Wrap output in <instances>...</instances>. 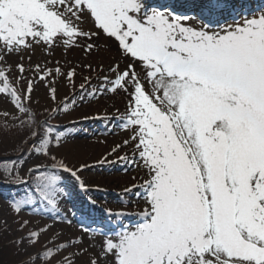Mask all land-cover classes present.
<instances>
[{
	"label": "rangeland",
	"instance_id": "obj_1",
	"mask_svg": "<svg viewBox=\"0 0 264 264\" xmlns=\"http://www.w3.org/2000/svg\"><path fill=\"white\" fill-rule=\"evenodd\" d=\"M216 1L0 0L1 130L48 126L0 167L56 186L0 192L11 260L264 264V0Z\"/></svg>",
	"mask_w": 264,
	"mask_h": 264
},
{
	"label": "trees",
	"instance_id": "obj_2",
	"mask_svg": "<svg viewBox=\"0 0 264 264\" xmlns=\"http://www.w3.org/2000/svg\"><path fill=\"white\" fill-rule=\"evenodd\" d=\"M38 117L45 119L44 114H40ZM36 127L37 123L33 117H30L28 120L18 117L12 120L9 132L2 131V127L0 126V134L6 133L9 140L14 145L18 144L19 146L20 140L32 138L37 132L43 136V130L46 129L48 131V126L46 124L42 125L40 131H37ZM43 141L45 142V140ZM0 155L3 154L0 152ZM4 161H7V159H3L0 162ZM54 180L55 176L49 174L47 170L31 171L28 175L27 184L13 187L18 182L10 181L8 176L3 173L2 167H0V192L9 193L11 195L17 193L22 194L24 196L22 200L36 199L42 203L51 204V198L54 196L53 190L56 189ZM17 202H19V200H17ZM9 252V246L6 245L4 241H0V264H19V262H16L14 259L11 260V256L9 257L8 255Z\"/></svg>",
	"mask_w": 264,
	"mask_h": 264
},
{
	"label": "bare ground",
	"instance_id": "obj_3",
	"mask_svg": "<svg viewBox=\"0 0 264 264\" xmlns=\"http://www.w3.org/2000/svg\"><path fill=\"white\" fill-rule=\"evenodd\" d=\"M243 3H244V0H241ZM217 2V1H216ZM249 2V1H248ZM248 2H246V3H244L245 5H248L249 3ZM80 217H82V215L80 214Z\"/></svg>",
	"mask_w": 264,
	"mask_h": 264
}]
</instances>
